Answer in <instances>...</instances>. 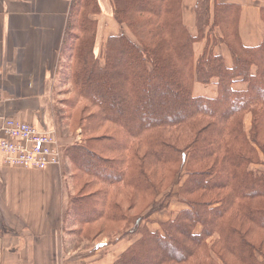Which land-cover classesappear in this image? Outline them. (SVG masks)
Listing matches in <instances>:
<instances>
[{"label": "trees", "instance_id": "16d2710c", "mask_svg": "<svg viewBox=\"0 0 264 264\" xmlns=\"http://www.w3.org/2000/svg\"><path fill=\"white\" fill-rule=\"evenodd\" d=\"M182 4L113 0L114 19L135 39L125 33L109 38L102 65L93 18L102 13L99 1H72L65 75L84 105L82 135L114 131L67 148L70 165L96 191L73 195L65 220L81 227L78 232L102 221L123 223L127 230L106 246L132 244L113 264H264V40L246 47L240 6L215 3L212 10L210 0L195 6L198 35L192 36ZM204 40L196 58L194 45ZM219 44L228 49L231 67L215 54ZM196 84L215 86L216 97L195 96ZM177 178H185L178 201L187 209L160 223L159 232L142 227L168 209L173 191H164ZM114 188L134 193L130 206L147 202L141 211L147 214L126 216Z\"/></svg>", "mask_w": 264, "mask_h": 264}, {"label": "crops", "instance_id": "0c3cea01", "mask_svg": "<svg viewBox=\"0 0 264 264\" xmlns=\"http://www.w3.org/2000/svg\"><path fill=\"white\" fill-rule=\"evenodd\" d=\"M72 1L0 0V114L54 132L63 149L82 139L80 130L71 131L72 122L61 110L67 85L59 77L69 60L63 46ZM98 1L102 13L93 17L98 21L95 53L104 65L106 43L121 35L122 28L113 17V0ZM198 1L183 0L182 4L183 22L192 36L198 35L194 14ZM215 3L240 6L239 33L246 47L263 42L264 0H210L212 10ZM214 33L216 40L221 37L218 30ZM206 44L204 40L194 45L196 58ZM214 52L232 66L225 45L219 44ZM216 90L213 85L196 84L194 95L215 98ZM248 118L249 129L251 116ZM68 166L70 163L64 160L60 167L42 171L9 168L2 165L0 155V264H113L131 245L127 240L116 246H106L107 240L102 241L107 250L96 259L99 242L86 251L69 253L65 230L72 234L76 227L65 220L74 195ZM23 231L30 237L20 238ZM90 258L92 261H87Z\"/></svg>", "mask_w": 264, "mask_h": 264}, {"label": "rangeland", "instance_id": "374dc122", "mask_svg": "<svg viewBox=\"0 0 264 264\" xmlns=\"http://www.w3.org/2000/svg\"><path fill=\"white\" fill-rule=\"evenodd\" d=\"M121 33H125L127 36H129L131 39H135L134 36L132 35V33L128 30V29H122ZM69 55V60L67 62V64L63 67V70L61 71V75L59 77V79L63 82H65V84L67 85V88H64L63 92H62V104H63V108H61V110H64V112H66L67 117L70 118V122H72V127H71V131L75 132L76 130H80L82 132V128H83V124H82V118L83 116L79 117L81 115V113L84 110V105H80L77 102L76 96L74 94L73 88H72V84L70 83V81L66 80V73L68 70V64L69 61L71 60L72 53H69L68 49H66V52ZM103 59V58H102ZM75 103L77 104V106H74ZM73 106L75 107L77 112H72L71 108H73ZM248 117V116H247ZM81 118V119H80ZM250 119L248 118L247 120L245 119V124L249 125ZM106 129H109L108 132H106ZM114 131V128L111 127H105L103 129L98 130L93 136L88 137L90 134H85L82 135V139L77 140L76 143L74 145H81L82 143L85 145V141L90 138L92 139H97L105 134H112ZM91 144H94V142L92 141ZM72 147V146H70ZM69 147H66L64 149L65 153H64V160H67L66 158V150ZM67 162L69 163V161L67 160ZM71 163V162H70ZM71 166V165H70ZM68 166V178L71 179L72 181V193L74 194V196H78L79 198H85V196H89L90 194H92V192H94V190L96 191V189L92 188L87 181V179L83 176H81L80 171L75 169L74 167H70ZM72 171H71V170ZM185 180V178L183 179H179L177 178L175 181V184L173 186H169L165 191L168 192L172 189L173 191V198H171V200H168L166 202V204H168V209H166L163 213H160L161 215H156V216H151L149 222H144L142 224V227H146L148 228L150 231L154 230L155 228L157 229L156 231H152V232H159L161 230L160 227H156L153 224L157 223L160 226V223L162 222H166L169 221L171 219H174L177 214L184 210L185 208L187 209V207L184 204H181L178 200H180L179 197V189L182 186L183 181ZM161 183V181H160ZM169 184V180L164 183V185H162V188H165L167 185ZM173 187V188H172ZM113 193V197H114V201L119 203L121 205V209L124 212V214L126 216H131V219H137L138 216H143L145 214H147V211H143L141 212L144 207L145 204L147 202L144 201H138L134 204H132V206L129 205V198H131L132 196H134V193L129 190L126 192L120 191L116 188H114L112 190ZM163 194V193H162ZM161 198V196L159 197ZM146 208V207H145ZM150 225V226H149ZM68 226V225H67ZM85 226V225H84ZM76 229L74 230V233H70L68 232L69 229L66 228L65 232L66 237L68 239V243L66 244V249L69 251V253H73L76 251H86L88 248H91V246H93L96 242H105V244H107L108 241L113 240L116 238V235L119 236V230H123V232H125L127 229H125L124 224L123 223H108V222H100L97 223L91 227H83V230L81 232H75L76 230L81 229V227L75 225ZM131 227H133V224H131ZM152 228V229H151ZM201 228L198 227L197 230H200ZM26 237H30V234L28 231H23L22 234L20 235V238H22L23 240ZM259 237L260 238H264V231H261L259 233ZM111 238V239H110ZM139 237H137L138 239ZM135 239V240H137ZM7 242V241H6ZM132 244V242H131ZM98 247L100 248V251L98 252V255H95V259L99 258L101 255H105V250L106 247H104L103 245H98ZM105 248V249H104ZM90 252V251H89ZM89 252H85L83 254H88ZM89 257V256H87ZM94 258V257H93ZM87 259V261H92L91 259ZM119 258V257H118ZM83 259V257H82ZM69 263V261H68ZM77 262H75L74 264H76ZM70 264V263H69Z\"/></svg>", "mask_w": 264, "mask_h": 264}, {"label": "built area", "instance_id": "2783aa9c", "mask_svg": "<svg viewBox=\"0 0 264 264\" xmlns=\"http://www.w3.org/2000/svg\"><path fill=\"white\" fill-rule=\"evenodd\" d=\"M2 165L26 170H46L63 163V147L54 132L40 130L0 114Z\"/></svg>", "mask_w": 264, "mask_h": 264}]
</instances>
